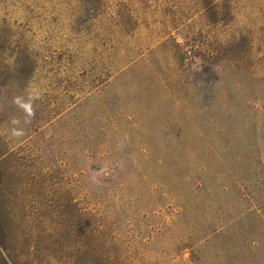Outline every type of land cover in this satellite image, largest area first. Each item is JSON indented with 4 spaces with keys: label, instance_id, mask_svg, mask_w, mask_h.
<instances>
[{
    "label": "rangeland",
    "instance_id": "1",
    "mask_svg": "<svg viewBox=\"0 0 264 264\" xmlns=\"http://www.w3.org/2000/svg\"><path fill=\"white\" fill-rule=\"evenodd\" d=\"M0 264H264V0H0Z\"/></svg>",
    "mask_w": 264,
    "mask_h": 264
},
{
    "label": "clouds",
    "instance_id": "2",
    "mask_svg": "<svg viewBox=\"0 0 264 264\" xmlns=\"http://www.w3.org/2000/svg\"><path fill=\"white\" fill-rule=\"evenodd\" d=\"M43 92L38 85L31 84L25 87V91L21 95L12 98L13 105L22 114L21 117H13L5 128L13 139H20L25 135V129L21 126L31 124L36 115V102L41 100ZM120 148L125 147L123 141L120 142Z\"/></svg>",
    "mask_w": 264,
    "mask_h": 264
}]
</instances>
